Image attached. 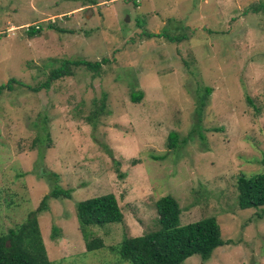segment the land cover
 I'll list each match as a JSON object with an SVG mask.
<instances>
[{
  "label": "rangeland",
  "instance_id": "rangeland-1",
  "mask_svg": "<svg viewBox=\"0 0 264 264\" xmlns=\"http://www.w3.org/2000/svg\"><path fill=\"white\" fill-rule=\"evenodd\" d=\"M79 59L109 62L100 75L81 67L47 90L0 96V233L50 193L41 165L73 190L39 215L53 264H129L108 248L158 229L156 202L167 195L183 225L215 217L227 243L182 264H264V207L241 210L237 197L240 175L264 173V0H0V85L16 78L32 88ZM103 100L105 115L89 123ZM43 123L50 148L34 145ZM107 194L123 222L92 227L106 248L87 252L77 204Z\"/></svg>",
  "mask_w": 264,
  "mask_h": 264
},
{
  "label": "trees",
  "instance_id": "trees-1",
  "mask_svg": "<svg viewBox=\"0 0 264 264\" xmlns=\"http://www.w3.org/2000/svg\"><path fill=\"white\" fill-rule=\"evenodd\" d=\"M39 29L38 27H36ZM65 32V30H60ZM35 28H30V37L38 34ZM72 33V32H70ZM148 38H166L172 42L181 41L166 33H146ZM108 59L89 61L84 59L65 60L61 66L52 70L45 82L32 87L16 78H11L6 84L0 85V96L5 92H13L17 86H25L35 93L50 88L53 82L74 75V71L84 67L96 75H100ZM211 87L205 88L197 98V119L203 120V113L212 95ZM142 91L132 94V102L140 103L143 99ZM105 99V98H104ZM249 103H253L250 99ZM253 105V104H251ZM106 113L104 100L97 106L92 116L88 117L89 123L94 124ZM38 125V124H37ZM43 134L35 139L37 147H51V134L46 130V125H41ZM218 131V130H215ZM179 135L172 132L169 135V148L178 147ZM112 155V153L110 152ZM42 163L43 155L39 156ZM38 163V161H37ZM38 165V164H37ZM119 166V164H117ZM41 166V165H40ZM37 167V174L45 178L51 187L40 207L29 213L26 221L10 229L6 234L0 233V264H53L47 255L39 225V215L48 209V202L52 199L71 198V189H64L59 185V175L45 166ZM118 169V168H117ZM238 208L241 210L259 209L264 207V173L247 176L242 174L237 179ZM2 191L0 189V199ZM158 213V229L141 236L128 237L108 249L115 254L121 262L129 264H182L186 259L200 255L203 261L209 260L214 251L225 244L222 239L220 225L215 217L205 218L200 221L183 225L181 222V206L172 195L163 196L156 202ZM77 218L79 229L85 241L87 252L98 251L106 248L104 240L94 236L92 227L121 224L124 215L118 200L113 194L98 196L81 201L77 204ZM59 229L53 227V239L58 237Z\"/></svg>",
  "mask_w": 264,
  "mask_h": 264
}]
</instances>
